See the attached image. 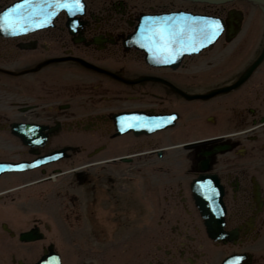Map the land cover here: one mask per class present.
<instances>
[{"label": "flooded vegetation", "instance_id": "obj_1", "mask_svg": "<svg viewBox=\"0 0 264 264\" xmlns=\"http://www.w3.org/2000/svg\"><path fill=\"white\" fill-rule=\"evenodd\" d=\"M97 1L101 6L95 10L92 9L94 5L86 6L87 13L83 19L87 18V20L82 35L89 37L90 30L101 33V37L105 38L102 49L117 45L115 50L118 58L108 63L101 62V59H96L99 56L96 53L98 51L95 54L81 44L73 46L74 42L69 37L72 44L66 47L67 53L85 51L92 60H99L94 63L100 69L89 68L87 71H93L86 77H76V79L67 77L65 81L62 79L59 80L60 82L55 80L42 82L53 79L54 76L44 72L43 75L30 73L26 77L16 74V78H11L2 70L27 69V64L30 63L33 55L38 57L39 53L35 50L38 49L41 54L49 48L58 47L57 45L61 43L58 34L68 36L60 31L63 30L62 26H58L56 30L48 29L41 34L25 37L0 36V62H2L0 64L2 75L0 162L17 163L25 160L26 156L32 153L29 147L12 134L10 124L25 119L42 120L49 126L53 135H50L47 144L38 147L34 152H48L51 146H60L64 141L67 142L66 147L71 150L63 161L52 163L48 171L52 173L57 168L73 165V160L72 164L70 159H75L77 162L80 159L84 164L81 169L86 176L83 177L82 174L77 177L75 173L70 174L68 187L82 186L85 195L83 214L87 218L89 230L91 224L97 223L102 226L103 222L100 221L106 219L109 220L110 225H113L111 229L114 232L123 225L118 221L120 217L148 218L144 220V224H131L130 235L125 234L127 252L134 251L138 238L143 237L145 244H148V246L143 244L138 250H144L142 256L131 260L128 264H217L218 258L230 250L249 255L251 244L255 249L264 233L262 198L264 196V98H258L264 95L262 94L264 59L262 65L258 66L260 72L243 87L240 85L238 89L230 90L226 94L213 96L211 98L215 99L210 102L198 98L194 100L195 109L192 108L190 114L194 115V118L188 121L183 117L181 121V150L177 154L173 152L170 154L169 136L166 131L150 135L133 132L119 135L112 128L113 113L167 112L169 98H186V96L178 97L172 93L168 85L164 84L165 82L167 84L177 82L176 85L187 89V93H194L202 85L198 82L194 84L195 81L190 82V76L194 74L197 79L205 80L211 75L213 80H218L219 73L215 68H218L219 64L223 66L224 61L221 57L213 59L212 71H209L206 64H200L201 61L192 57L186 58L176 68L151 65L145 61L142 51L126 49L122 46L121 36L128 34L120 32L124 27L122 24L125 22L129 26L126 30L131 31V23L138 14L139 8L130 9L131 6L124 0ZM235 2L238 3L232 1L224 8L222 7L224 5H216L213 9L203 10L202 4H195L192 8L206 11L210 15L224 13L227 15L233 12L232 4ZM248 3V8L251 10L248 11L249 15L246 14L250 21L249 26L253 22L264 25V20L255 18L259 9ZM236 10L241 11L235 9L234 15L243 17L239 24L241 32L245 17L242 12L236 13ZM103 13L113 14L106 20L107 15ZM135 22L134 20L133 23ZM250 36L245 45H240L244 49L247 44H253L252 49L257 55L259 54L257 42H261L263 37L256 42L253 39L255 35ZM96 38L100 40V37ZM47 43L48 47L43 45ZM6 45L9 47L5 48ZM61 47L64 48V45ZM30 48H33L34 53L23 62V58L19 57L25 49ZM234 52V47H231V52L227 54L233 55ZM14 55L17 56L16 59H13ZM256 55L255 60H257ZM208 58L209 55L206 53L202 60L208 61L209 64ZM73 66L74 64L71 68ZM67 73L69 76L70 73ZM175 76L178 77L174 78ZM229 76V82L232 84L233 76L230 74ZM154 77L163 78L165 82H156ZM153 95L156 98H151ZM190 109L191 107L188 106L185 111L188 113ZM205 128L216 129L220 139H217L215 144L201 141L205 144L202 145L200 142V145L193 141L207 138L206 135H201V131ZM53 138L56 142L52 141ZM191 142L195 146H192ZM221 144L230 145L231 149L221 151L218 156L205 155L214 146ZM154 148L159 151V157L149 158L146 153ZM97 149L104 150V154L106 153L104 158L96 162L89 161V155L97 152ZM111 149L113 151H109ZM133 154L136 155L134 159L131 157ZM146 158L147 160H144ZM203 159L208 163V171L203 173L217 175L224 187V193L227 192L224 196L227 211L226 236L219 240H211L208 237L200 214L193 209L195 205L183 199L185 194L187 199H192L191 181L198 175L196 170ZM97 165L99 168L96 167ZM92 168L97 169L94 178L89 176ZM25 174V172L0 174V260H26V250L29 248H26L27 243L18 238V234L25 230L26 223L25 189L22 188L25 186L20 181L24 180L26 183L31 181L26 179ZM71 178L73 181L70 180ZM98 187L102 188L99 195L95 194ZM69 188L66 189V193ZM232 199L238 202L233 204ZM73 206H76L75 202ZM156 217L159 218L157 224H151ZM236 219L239 220V224L234 225ZM124 225L123 227L127 228L128 223ZM250 232L253 235H249ZM33 243L38 244V241ZM258 248L263 252L262 245L259 247L258 244ZM262 258L260 253L258 260Z\"/></svg>", "mask_w": 264, "mask_h": 264}, {"label": "bare ground", "instance_id": "obj_2", "mask_svg": "<svg viewBox=\"0 0 264 264\" xmlns=\"http://www.w3.org/2000/svg\"><path fill=\"white\" fill-rule=\"evenodd\" d=\"M1 1L2 0H0V3H1ZM125 1L126 0H124V2ZM180 1L190 2L189 4H192V3L202 4V5H204L202 7L203 10H206V8L213 9V6H216V5H224V6H222L224 8L225 6H229L230 2L238 1L237 4H236V2L232 4L234 7L233 8L234 10H232V11L234 12L235 9H241V11L236 10V13L241 14V12H242L244 14L245 19H244V22L242 23V24H244V27H243L242 31L240 32L241 25L239 26V24H240L241 20H243V17L242 18H240V16L236 17L233 12H230L227 15L225 13L224 14L222 13L223 15L211 14V15H213L214 19H218L222 22L223 31L213 41L204 42L203 47H200L199 43H197L196 47L198 48V50L192 51V54H189L186 56L187 58L188 57L189 58L190 57L197 58L198 61H201L200 64L204 63L203 65H205V64L207 65V67L209 68V71H212L211 63L214 61L213 59H216V58L219 59L221 57L224 61V65L221 66L222 64H219L218 68H215V70L219 73L218 80L217 79L213 80V76H211V75L208 78H206L205 80L197 79L196 75L193 74L192 76H190V79H191L190 82L195 81L194 84H196V82H198L202 86L200 87V89H198L194 93H187V89L182 88L179 85H176L177 82H169L167 84V82H165V80L163 78H159V79L156 77L153 78L156 82L157 81H159L160 83L165 82L164 84L168 85L170 87V90L172 91V93H174L178 97L186 96L185 99L176 102V104H177L176 107H174L173 101L169 100V101H172V103L169 102L170 108H168V110L172 109L171 111H173V113H174L173 115L176 117L179 113H181V111L188 116L191 114L192 108L195 109L194 108L195 103L193 104V102H194L193 99L198 98L201 101L210 102L213 99H215V98H211L213 96H219L221 94H226L230 90H233L236 88L238 89L240 85L243 87L245 83L249 82V80L253 76L256 75V73L260 72L259 67L262 65L261 62H263V59H264V25L257 23V22H253L249 26L250 21H249L248 17L246 16V14L249 15L248 11H251L248 8V4H249L248 2H250L254 7L259 9L258 13L255 14V18L256 19L260 18L261 20H264V8L260 2H256V1H252V0H232V1L231 0H223V1L180 0ZM16 2L18 4H21V3H24V0H16ZM16 2L14 4H13V2L6 4L5 5L6 7L4 9H3V7H1L0 8V14L1 13L4 14V11L6 10L7 7L9 10L14 8L16 6ZM146 2H149V3L145 7L144 3L139 2V0H132L131 1L132 6L130 9L139 8V11H138V14H136V16H135V19H133V21L131 23V27H130L131 31H128V30H126V31L122 30L121 31L123 33H128L125 36L121 34L122 35L121 40H123L122 46L126 49L132 48V49H136L137 51H143L144 49L147 50V48H143L141 46V44L144 42L142 40V38L139 40H135V38L137 39V36L141 37L142 36V30L149 28L150 26H148V24H150V23L152 24L155 21V19H157L160 16L161 13L169 12V10L166 9V8H168L167 6L170 5L168 0H164V2L162 1L163 3H160V0H146ZM82 4H83V11L77 12L74 15H69L67 10H65V9H55V8L47 9L48 12L55 13V14L51 18H49L47 23L42 27H36L35 23H32L29 21V22H26V24H25V26L29 29L28 31L18 32L15 35L12 34L11 31H8V34H9L8 36L10 38H12V37L14 38V36L25 37V36H30V35H34V34H41L44 32V30H48V29L56 30L58 28V26H62L63 30H60V31H63L68 36H62L61 34H58V36L60 38L59 41L61 43L57 45L58 47L49 48L45 53L40 54L39 50L36 48L37 49V50H35L36 53H39V54H37L38 57L33 55L32 59L30 60V63L27 64V66H28V68L26 67L27 69H24V70L23 69H17V68L11 69V68L4 67L5 69H11L12 71H10V70L6 71L4 69H2V70L5 73L9 74V76L11 78H16V74H18L19 76L25 75L24 77H26V75H28L30 73L32 75H34V74H42L43 75L44 72H47V73L54 76L53 79H46V80H43L42 82L49 81V80H55L57 82L59 80L65 79L67 77L68 78L70 77L71 79H76V77H83V76L86 77V76H88L87 74L90 73L91 71L99 70L100 68H98V66L95 65V63H94V62H98L99 60H92V58L88 55V52L83 51L82 53H80V51H78V53H77L76 51H74V53H72V52L67 53V50H66V47H70V43H71L69 37L74 42L73 46L81 44L82 46H84L88 50L92 51V53H95L96 51H99V50H103L102 47L104 45L102 43L105 40V38L101 37L102 36L101 33L90 30L89 34H88L89 37H86V35H82V32H83L82 30L84 29V24H85V21L87 20V18L83 19V17H85L86 13H87L86 6L90 7V6L94 5V7L92 9L95 10V9H97V7H100L101 4L95 0H82ZM189 6L192 8L193 5H189ZM153 7H155V8L152 10L151 8H153ZM249 7H252V6H249ZM192 9H190V10L182 9L181 10V8H180V9L176 10V13L174 15L180 16L181 13L187 14L185 12V10L193 11ZM103 14L107 15L105 18H106V20H108L109 16H111L113 13H110V14L103 13ZM103 14H101V16H103ZM208 14L209 13H207L206 11L205 12L204 11H202V12L193 11L192 16H194L195 18L196 17H207ZM37 19H39V18H37ZM198 19H203V18H196V20H198ZM211 19L212 18H209V20H211ZM134 20L136 21L135 23H133ZM188 20H189V22H191L194 20V18L191 17ZM0 24H3V18H2V21H0ZM129 24H130V22H129ZM122 26H125V22L122 24ZM250 28H251V32H249ZM255 28H256V30H255ZM2 29L3 28H0V34L3 32ZM97 31H99V30H97ZM115 33L116 32H114V34ZM251 34L255 35L253 37V39L256 42L259 41V39L261 37H263L261 42H257V45L259 47V49H258L259 54H257V55H256L255 51L252 49V47L254 46L253 44H251V45L247 44L244 47V49L242 47V45H245L246 40L250 39ZM2 35H6V34L2 33ZM96 37H100V40H99V38H96ZM110 42L114 43L112 40H110ZM89 43H91V44L89 45ZM240 44H242V45H240ZM26 45L27 44H24V46H26ZM43 45H46L48 47L49 44L47 43V44H43ZM43 45H42V50L44 49ZM61 45H64V48H62ZM7 47H9V45L5 46V48H7ZM231 47L232 48L234 47V50H235L233 55L227 54V53L231 52ZM32 49L33 48L25 49L23 51V54L22 55L20 54L21 56L19 58L20 59L23 58L22 61L25 62L26 59H28V57L31 55V53H34V51ZM227 51H229V52H227ZM96 53L98 54V52H96ZM147 53H146L147 57H150L152 55L156 56V55L152 54L151 51H148ZM206 53H208V55H209V58H208L210 60L209 64L207 63L208 61L205 62L204 60H202V58L204 57V55ZM104 55L105 54H102V55L100 54L99 56L96 57V59H101V62H103L106 59V57ZM255 55H256L257 60L254 59ZM193 56H196V57H193ZM16 57L17 56L14 55L13 59H16ZM175 57H176V59L175 60L172 59V61L170 63H164V65H160V64H156V63L155 64L158 66L173 67L174 65H178V63H181V60L185 59V58L182 59L178 55ZM72 64H74V66L71 68ZM97 64H99V63H97ZM89 68H91L93 70L87 71ZM67 72L70 73L69 76H68ZM229 74L232 75L233 79H234L232 84L229 82L230 81ZM177 77L178 76H175L174 78H177ZM219 83H224V84L219 85ZM187 85L189 86V82H187ZM246 86H248V84ZM161 91H163V90L161 89ZM75 93H76V91H75ZM262 94H264V91L262 92ZM155 95H153L151 98H156ZM69 98H71V97H69ZM157 98H160V97H157ZM258 98H264V95L259 96ZM180 99H182V98H180ZM188 106H190L191 109L187 113V111H185V108ZM144 112L145 111H139V113L133 114L134 112L131 113V112L123 111L122 113L121 112H118V113H121L120 115L126 114L125 115L127 118L126 120L133 121L134 123H137L138 126L135 127L136 128L135 132H136V134H140L139 131H145L146 127H150L153 130L154 129L153 127L156 126V124L159 122V120L155 117L156 111H151L149 115H146ZM185 114H183V115H185ZM141 125H143V126H141ZM22 126H24V125L23 124L22 125L17 124L13 127V130L16 127L22 128ZM127 127L131 129V127H129V125L126 126L125 123H122L120 126L115 125V123H113V125H112V128H114L116 130V132L117 131L124 132V130H126ZM125 133H127V132H125ZM51 134L53 135V132ZM68 134H70V133L68 132ZM205 135L207 136V138H205V139H203V138L199 139L198 138V139H194L193 141L198 142L200 145L202 143L201 141H206L205 143H208V144H210L211 142H212V144H215V141L217 139H220L215 128L209 129ZM73 136L75 137V135H73ZM77 138H79V137L77 136ZM174 142L175 143H170L168 145V148H170V150H173V151H169V153L173 152L174 154H177V153H179V149H180L182 144L180 143L179 140H174ZM205 143H202V145ZM66 144H67V142L64 141L61 143V148L60 147H57V148H59L60 151H64V147L66 146ZM105 144H107V142ZM192 146H195V144H192ZM230 149H231V146L227 145V144H226V146L223 144L216 145V146H214V148L211 151L206 152L205 155L210 156L213 154V155L218 156V154L221 151H225V150L228 151ZM109 151H113V149H111ZM34 153L37 155H42V153H40V151H36ZM43 153H45V152H43ZM158 153H159V151L156 150V148H154V149H151L148 153H146V155L149 158H151V157L156 158V157H159ZM105 154H104V150L97 149V152L89 155V161L96 162V160H99V159L101 160L104 158ZM143 155H145V154H143ZM131 157L134 159V157H136V155L133 154V155H131ZM33 158L34 157H29L30 160H32ZM60 160H57L55 162L57 163ZM72 160H73L74 164L72 163ZM144 160H147V158ZM3 162L4 161H2L0 163H3ZM153 162H155V161H153ZM206 162H207V160H202L201 162H199L198 169L196 170L198 175L199 174L203 175L204 171H201L200 169H203V168L206 170L208 169V167H206V166H208V163H206ZM70 163H72L73 165H71L67 168H65V167L60 168V169L57 168L56 170H54L55 172H52V173L49 172V177H47L43 181H49V182H51L53 187H56V184H55L56 183L55 178L57 176L56 174H62L63 173L65 175L66 174L70 175L72 173H75L74 175H77V177H80L82 174H83V177L86 176V174H84L85 173L84 170L81 169L84 164H82V161L80 159L78 162L75 159H70ZM96 167H98V165ZM96 170L97 169L92 168V172L89 174V176L94 178L97 175ZM37 180L38 179L36 178V179H34V181H30L28 183H26V181L24 182V180H21L20 183L25 186V187H22L23 189L34 188V190H35L36 185L38 183L42 182V181H37ZM70 180L73 181L72 178ZM92 180H94V179H92ZM204 180L206 181L207 179H204ZM74 183H76V182H74ZM194 184L195 183H192L191 186H193L195 189H197L198 186L194 185ZM212 185L216 187V189L214 191V193H215L214 197L221 196L222 191L224 190V187L221 184H216L212 180V181H209L208 183H206L203 187H204V189H206L207 186H212ZM65 187L67 189L69 188L67 183H65ZM57 190H59V189H57ZM80 191H82V186L78 185L77 190L74 192V195H75L77 200L80 199ZM101 192H102V188L98 187L97 191H95V194L99 195V194H101ZM58 195L59 196L57 197V196L51 195L50 193L43 190L42 192H39L37 198L32 200V202H33L32 205L37 203L38 205L46 206V205L41 204L40 202H43V203L46 202L48 205V202L52 201V202H55L57 204V207H63V209L66 210L65 211L66 215L69 216V212L67 210L69 207L68 202H66L64 200V196L62 194L58 193ZM225 195H227V192L222 195L221 199H223V197ZM84 196L85 195H83V197ZM214 197H212V198L214 199ZM262 198H263V204H264V196ZM183 199L187 200L188 203L190 202V204L194 205V202H193L194 200L191 199L193 202L192 203L191 200L187 199L186 194L183 195ZM66 200H68V199H66ZM218 201H219V199H217V201L215 203H217ZM231 201L233 204L238 202V200L235 201L233 199ZM180 205H181V203H180ZM258 207H259V204H258ZM41 208L44 209L45 207H41ZM46 208L51 209L48 207H46ZM193 209L198 214H200V218H201L202 210H204V211L206 210L205 201L201 202L200 205L198 203H195V206H193ZM49 211H51V210H49ZM60 212L64 214V212L62 210H60ZM42 213H45V211H43ZM258 214H262V213H258ZM28 216L31 218L35 217L32 214H29ZM181 216H183V213H181ZM201 222H203L202 218H201ZM227 223H229V222H227ZM237 224H239L238 219H236L234 222V225H237ZM27 231H28V229L26 228L23 232H27ZM74 231H76V229L72 228L69 230V228L67 227L65 229V231L63 232V234L66 237H69L68 238V240H69V239H72L71 236H72ZM249 235H253V233L250 232ZM103 236H104V238L106 237L105 235H103ZM19 237H24V239H28V238H25L26 235H24V234H19ZM64 240L67 241V239H65V238H64ZM69 241H71V240H69ZM60 242L62 244V241H60ZM68 243H69V246L72 245V244H70V242H68ZM61 252L63 254L69 255L70 257L79 256L78 253H76L73 250V248H71V250L66 248V249L62 250ZM42 255L48 256L47 250L43 251ZM67 255H64L65 259H68ZM50 256H51V258L53 257V260L57 259L55 254L51 253ZM248 259H250V258L247 257L245 260L242 261L241 264H255L258 261V260H253V258H252V260H248ZM78 260H80V259H78ZM101 262L103 264V263H105V260H103ZM217 262H221V260H217Z\"/></svg>", "mask_w": 264, "mask_h": 264}, {"label": "snow or ice", "instance_id": "obj_3", "mask_svg": "<svg viewBox=\"0 0 264 264\" xmlns=\"http://www.w3.org/2000/svg\"><path fill=\"white\" fill-rule=\"evenodd\" d=\"M49 8L65 9L69 15L83 11L82 0H24V3L16 5L3 15V24L0 28L11 31L12 34L25 32L29 29L26 22L35 23L36 27L44 26L51 15ZM39 18V19H37ZM155 25L156 22L154 21ZM223 31V24L218 19H198L181 24H169L165 22L160 27H149L142 30L141 46L153 52L156 56H163L164 63H170L174 54L180 50L197 51V43L200 47L204 42L213 41ZM137 123H130L129 127H136ZM159 126V125H157ZM214 195V191L209 187ZM232 264H238L233 261Z\"/></svg>", "mask_w": 264, "mask_h": 264}, {"label": "rangeland", "instance_id": "obj_4", "mask_svg": "<svg viewBox=\"0 0 264 264\" xmlns=\"http://www.w3.org/2000/svg\"><path fill=\"white\" fill-rule=\"evenodd\" d=\"M12 0H2L1 1V3H0V8L1 7H3V6H5L6 4H8V3H10ZM95 1H97V0H95ZM127 1V3L129 4V6H132V3H131V1L132 0H126ZM164 2V0H160V3H163ZM169 1V3H170V5L169 6H167L168 8H166L167 10H177V9H188V10H190V9H192L189 5H195L194 3H192V4H189L190 2H184V1H179V0H168ZM139 2H142V3H144V6L146 7V5L149 3V2H146V0H139ZM153 10V9H152ZM193 11H197V12H202V11H200V10H198V9H192ZM127 27H129V26H127V24H125V26L123 27V30H126L127 29ZM121 32V31H120ZM118 46L116 45V46H111V47H108L107 49H105V50H99L98 51V54L97 55H102V54H105L104 56L106 57V59L103 61V62H112V61H114V60H116L117 58H118V56H116V52H117V50H115L116 48H117ZM0 64H2V62H0ZM2 75L0 74V78H2L1 77ZM63 81H65V79H63ZM60 82V81H59ZM0 98H2V96H1V92H0ZM3 98H4V96H3ZM171 99H175V103L177 102V98H174V97H172ZM172 110V109H171ZM194 114V113H193ZM187 117H188V119H190V118H194V115L192 116V115H187ZM196 118V117H195ZM208 130L209 129H204V130H202L201 131V135H205L206 134V132H208ZM174 133H175V135H178V134H180V138L179 139H181V121L179 122V124H178V126H177V128L174 130ZM193 133V132H192ZM192 138H194V137H192ZM172 140V139H171ZM174 140H178V138L177 137H175L173 140H172V142L174 141ZM62 183H63V181L62 180H60L59 181V185H62ZM65 187V186H64ZM80 211V210H79ZM42 215H44L45 217H41V218H43V219H46V220H51L53 217H50L51 216V213L49 212V210H45V213H41ZM52 215L54 216V211H53V213H52ZM75 216H77V215H75ZM79 218H77L79 221L81 220L82 221V225L84 224L85 225V218H84V215H83V213H82V211H80V214H79ZM28 218H31V217H28ZM28 218H26V221H27V223L29 222L28 221ZM121 218V217H120ZM145 218V217H144ZM144 218H141V219H144ZM158 220H159V218L158 217H156V219H154L153 220V222H151V224H157V222H158ZM58 221L57 220H55L54 221V223H57ZM29 224V223H28ZM109 226L111 227V226H113L112 224L110 225V224H108V225H106V227H104L105 228V230L107 231V232H111L112 231V229L111 228H109ZM100 230L99 229H97V227H93V230L91 231H88L87 230V228H86V226H84V227H82V229H81V223L79 224V226H78V228H77V231L74 233V236H75V238L76 239H78L79 240V242H86V243H88V244H91V245H100L99 244V242H98V239L100 238V237H102V235H103V233H98ZM92 233H93V235H94V233H96V235H97V237H95V238H93V239H91L92 238ZM120 234H122L121 232H120ZM263 236H264V233L262 234ZM73 236V235H72ZM79 237V238H78ZM120 238V237H119ZM91 241H92V243H91ZM148 241V240H147ZM143 244H145V241H144V239H143V237H141V238H138V243L137 244H135V246L137 247V249H135L134 248V251L132 252V253H130V252H127V253H125V252H123L122 251V248L120 247V249H117L118 251H113V250H108L107 252L108 253H106V254H102L101 256H99V257H101V260H103V258H105V255H108V258H107V260L106 259H104L105 260V263H103V264H128L129 262H130V260H134V259H136V258H139L140 256H142L141 254H142V252L144 251V250H140V251H137V250H139L142 246H143ZM258 244H259V247L262 245L263 247H264V241H262V243H257L256 244V246H255V250H257V252L258 253H263L264 252V250H263V252H261L260 250H259V248H258ZM146 245V244H145ZM146 246H148V244L146 245ZM145 247V246H144ZM68 248H71V247H68ZM74 251H75V249H74ZM30 252H31V250H30ZM76 252V251H75ZM135 253H136V255H135ZM112 255V256H111ZM114 257V258H113ZM67 260L68 261H70L71 260V264L73 263V264H82V261L83 260H75V257H70L69 255H67ZM77 258V257H76ZM67 260H65V264H66V261ZM101 260H96V262L98 261V264H102V263H99ZM122 260V261H121ZM70 263H68V264H70ZM257 263L258 264H264V257L261 259V260H258L257 261Z\"/></svg>", "mask_w": 264, "mask_h": 264}, {"label": "water", "instance_id": "obj_5", "mask_svg": "<svg viewBox=\"0 0 264 264\" xmlns=\"http://www.w3.org/2000/svg\"><path fill=\"white\" fill-rule=\"evenodd\" d=\"M216 1H223V0H216ZM252 1L260 2L261 5H262L263 8H264V0H252ZM21 4H22V3H21ZM185 52H188V51H183V52H181V54H182V53H185ZM189 52H192V51L190 50Z\"/></svg>", "mask_w": 264, "mask_h": 264}]
</instances>
